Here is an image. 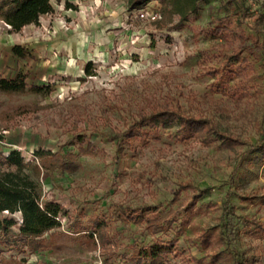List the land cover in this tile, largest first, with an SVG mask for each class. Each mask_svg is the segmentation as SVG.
<instances>
[{
  "label": "rangeland",
  "instance_id": "374dc122",
  "mask_svg": "<svg viewBox=\"0 0 264 264\" xmlns=\"http://www.w3.org/2000/svg\"><path fill=\"white\" fill-rule=\"evenodd\" d=\"M51 4L19 33L0 22V79L50 90L0 93V170L13 150L26 161L59 153L75 168L39 179L62 209L48 249L1 244L0 264H136L157 242L173 245L163 264H264L253 225H264V154L241 162L264 138V0H205L184 22L157 0L132 11L127 0ZM16 45L30 56H14ZM157 110L207 119L246 146L181 141L177 125L139 135ZM148 219L172 225L151 235ZM94 222L108 241L96 249L85 238Z\"/></svg>",
  "mask_w": 264,
  "mask_h": 264
},
{
  "label": "trees",
  "instance_id": "16d2710c",
  "mask_svg": "<svg viewBox=\"0 0 264 264\" xmlns=\"http://www.w3.org/2000/svg\"><path fill=\"white\" fill-rule=\"evenodd\" d=\"M52 0H0V22L9 27L10 33H19L23 28L30 25H37L42 16L52 13ZM156 0H127V9H143L147 4ZM163 5L164 10L170 8L181 21H186L191 14L198 12L199 5L205 0H157ZM70 9V6L66 7ZM224 18L219 19L216 30L222 28ZM237 30H241V25L235 23ZM224 28V27H223ZM230 36L236 38L233 31ZM11 52L21 60H25L30 54L22 47L13 46ZM90 76V73H86ZM40 93L46 96L50 90L48 87L28 86L26 76L18 74L13 79H0V93L9 95L15 93ZM175 125L178 126L179 140L185 141L191 138H200L203 141H219L225 149L232 150L236 147L246 145L233 139L229 135L221 132L213 122L184 114L183 111L157 110L151 115L142 116L136 128L139 135H143L140 130L148 127L153 130L158 128L168 130ZM133 130L128 132L132 136ZM253 153L264 154V138L257 144L249 146L244 153L241 162L246 160V156ZM32 160L26 161L19 151L13 150L2 159L4 170H0V245H10L21 243L34 253L45 251L51 243V237L46 239L45 234L60 228L59 216L62 213L61 207L54 202L45 201L42 198L39 179L43 174H48L56 169L65 172H73L75 165L68 161L69 157L59 153L37 150L32 154ZM238 168L233 172L231 185L237 174ZM205 191H200L195 196L201 197ZM228 202V201H227ZM179 212L170 213L172 219ZM171 219V220H172ZM20 223V224H19ZM146 226L151 235L166 232L172 225L171 221L164 224L162 221L146 220ZM18 233L13 238L9 237L12 229L18 226ZM254 228L264 232V225L253 223ZM105 225L101 222H94L90 232L85 236L93 249L97 245H104L106 237L103 234ZM172 244L157 242L148 249L137 253L133 260L136 264H163L164 260L172 253ZM234 260V261H233ZM2 261V260H1ZM4 261V260H3ZM232 264H238L232 257ZM10 264V262H4Z\"/></svg>",
  "mask_w": 264,
  "mask_h": 264
},
{
  "label": "water",
  "instance_id": "95a60500",
  "mask_svg": "<svg viewBox=\"0 0 264 264\" xmlns=\"http://www.w3.org/2000/svg\"><path fill=\"white\" fill-rule=\"evenodd\" d=\"M7 27V26H6ZM7 28H9V27H7Z\"/></svg>",
  "mask_w": 264,
  "mask_h": 264
}]
</instances>
